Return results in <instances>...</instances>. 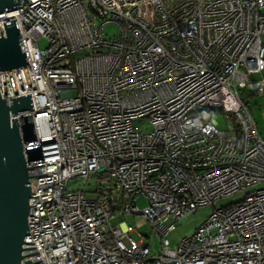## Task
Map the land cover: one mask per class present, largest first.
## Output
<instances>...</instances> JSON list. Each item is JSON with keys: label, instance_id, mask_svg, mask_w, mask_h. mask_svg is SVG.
<instances>
[{"label": "built area", "instance_id": "1", "mask_svg": "<svg viewBox=\"0 0 264 264\" xmlns=\"http://www.w3.org/2000/svg\"><path fill=\"white\" fill-rule=\"evenodd\" d=\"M12 26L27 65L0 72V97L2 74L8 103L30 94L27 176L46 174L28 180L22 256L37 254L21 264H264V140L240 94H264V0H27L0 13V39ZM237 193L170 247L176 224Z\"/></svg>", "mask_w": 264, "mask_h": 264}, {"label": "water", "instance_id": "2", "mask_svg": "<svg viewBox=\"0 0 264 264\" xmlns=\"http://www.w3.org/2000/svg\"><path fill=\"white\" fill-rule=\"evenodd\" d=\"M26 2L27 0H0V13L23 6ZM5 34L6 37L0 39V71L25 67L27 63L19 46L18 29L15 26L6 28ZM2 78L4 99L0 97V264H21L24 257L37 254L35 252L22 256L24 238L29 235L27 218L31 189L28 180L45 177L46 174L27 176V170L34 168H27V164L41 159L39 151L24 149V144L35 140L33 124L27 116L33 111L30 94L10 99L8 103L4 74ZM14 116H19L20 120L12 119ZM31 261H24L23 264L41 262Z\"/></svg>", "mask_w": 264, "mask_h": 264}, {"label": "rangeland", "instance_id": "3", "mask_svg": "<svg viewBox=\"0 0 264 264\" xmlns=\"http://www.w3.org/2000/svg\"><path fill=\"white\" fill-rule=\"evenodd\" d=\"M119 33V29L115 25H108L104 28V34L108 36V38L116 37ZM39 47L41 49H44L47 46L46 40H40L38 43ZM254 80H264V72H262L260 75L254 76ZM241 96L246 102V106L256 124L258 134L260 137L264 140V94L262 95H253L248 96L243 91L240 92ZM214 119L218 123V128L220 131L225 132L227 130V126L224 120V115L221 113H216L213 115ZM135 130L137 131H151L152 125L148 119H143L140 121H136L133 124ZM83 185V182L80 179H75L67 184V189L70 191H78ZM93 187H84V190L86 192H89L90 189ZM260 187V186H258ZM254 187L252 188V190ZM88 198L91 196L89 194H86ZM242 198V195L240 193L234 194L230 197L218 200L214 207H207L199 209L193 216V218L189 221L181 220L178 224H176L175 230L171 231L168 236L167 240L170 243V247L174 248L181 239L189 237L193 234V232L198 228L200 225H202L205 220L208 218V216L212 213L213 209H221L228 206H232L236 203H238ZM146 205V201L144 199H140L137 202V206L139 209L144 208ZM137 221V220H136ZM131 217H120L116 218L111 221V225H117L118 223L125 222L127 224H133L136 222ZM146 232H149V229L146 227L144 229ZM135 240H140L136 236L133 237ZM150 244L153 248V250L158 251L159 250V243L158 240L152 236L150 239Z\"/></svg>", "mask_w": 264, "mask_h": 264}, {"label": "bare ground", "instance_id": "4", "mask_svg": "<svg viewBox=\"0 0 264 264\" xmlns=\"http://www.w3.org/2000/svg\"><path fill=\"white\" fill-rule=\"evenodd\" d=\"M187 30H188V33L195 35V36H200L201 34V28L195 24H187Z\"/></svg>", "mask_w": 264, "mask_h": 264}, {"label": "trees", "instance_id": "5", "mask_svg": "<svg viewBox=\"0 0 264 264\" xmlns=\"http://www.w3.org/2000/svg\"><path fill=\"white\" fill-rule=\"evenodd\" d=\"M245 94H247L248 96H253L254 94H252V93H249V92H246V91H243ZM241 98H242V103H243V105L247 108V106H246V102H245V100L243 99V97L241 96Z\"/></svg>", "mask_w": 264, "mask_h": 264}, {"label": "clouds", "instance_id": "6", "mask_svg": "<svg viewBox=\"0 0 264 264\" xmlns=\"http://www.w3.org/2000/svg\"><path fill=\"white\" fill-rule=\"evenodd\" d=\"M17 8V7H16ZM5 12V11H4ZM3 13V12H2ZM16 27V26H15ZM10 28V27H9ZM6 30V29H5ZM19 33V32H18ZM5 37H6V34H5ZM5 37H3V38H5ZM18 40H19V38H18ZM19 46H20V42H19ZM20 49H21V47H20ZM21 52H22V50H21ZM23 53V52H22ZM24 54V53H23ZM25 56V55H24ZM27 65V64H26ZM26 67V66H25ZM21 68H24V67H21ZM1 72V71H0ZM32 112V111H31ZM30 112V113H31ZM26 115V114H25ZM28 116V115H27ZM15 117V116H14ZM17 117H19V116H17ZM30 117V116H29ZM31 118V117H30ZM12 119H15V118H13L12 117ZM18 120H20V118L18 119ZM31 122H32V119H31ZM32 124H33V122H32ZM33 128H34V126H33Z\"/></svg>", "mask_w": 264, "mask_h": 264}]
</instances>
